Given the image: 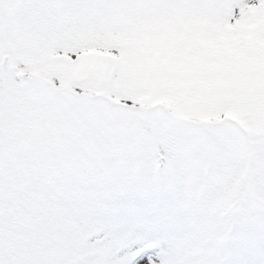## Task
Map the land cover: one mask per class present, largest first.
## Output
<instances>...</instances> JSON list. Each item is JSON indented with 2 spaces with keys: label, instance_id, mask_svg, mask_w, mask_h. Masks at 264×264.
<instances>
[{
  "label": "snow or ice",
  "instance_id": "snow-or-ice-1",
  "mask_svg": "<svg viewBox=\"0 0 264 264\" xmlns=\"http://www.w3.org/2000/svg\"><path fill=\"white\" fill-rule=\"evenodd\" d=\"M0 264H264V0H0Z\"/></svg>",
  "mask_w": 264,
  "mask_h": 264
}]
</instances>
